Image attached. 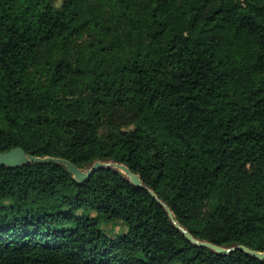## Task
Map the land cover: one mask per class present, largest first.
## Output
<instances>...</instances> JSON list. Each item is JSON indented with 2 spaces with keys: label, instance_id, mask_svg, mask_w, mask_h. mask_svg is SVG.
<instances>
[{
  "label": "trees",
  "instance_id": "trees-1",
  "mask_svg": "<svg viewBox=\"0 0 264 264\" xmlns=\"http://www.w3.org/2000/svg\"><path fill=\"white\" fill-rule=\"evenodd\" d=\"M13 147L123 163L156 197L112 167L0 165V264H264L161 204L264 252V0H0Z\"/></svg>",
  "mask_w": 264,
  "mask_h": 264
},
{
  "label": "water",
  "instance_id": "water-1",
  "mask_svg": "<svg viewBox=\"0 0 264 264\" xmlns=\"http://www.w3.org/2000/svg\"><path fill=\"white\" fill-rule=\"evenodd\" d=\"M29 162H46V163H58L65 166L66 170L72 175V177L78 181L79 183H82L88 179V177L96 170L100 168L105 167H112L116 170H119L123 173L125 177L128 178V180L137 187H142L147 189L152 196L156 197L153 191L148 189L141 181L140 176L136 173H133L129 167H127L123 163L115 162V161H101V160H95L89 167L87 168H79L74 163L70 162L67 159L59 158V157H52V156H34L31 154H28L25 152L21 147H13L9 150L0 152V165H6V166H19L25 163ZM158 199V198H157ZM159 202H161L158 199ZM165 210L167 211V214L174 224V226L179 229L183 235L192 243L196 245H203L208 248H210L212 251L218 253V254H228L236 249L243 250L246 253L264 260V252L257 251L250 249L243 245H232V246H219L214 243L200 240L197 238H194L184 227H182L179 223L176 222V220L173 217V214L171 210L167 207V205L163 202H161Z\"/></svg>",
  "mask_w": 264,
  "mask_h": 264
},
{
  "label": "rangeland",
  "instance_id": "rangeland-1",
  "mask_svg": "<svg viewBox=\"0 0 264 264\" xmlns=\"http://www.w3.org/2000/svg\"><path fill=\"white\" fill-rule=\"evenodd\" d=\"M102 229L107 235L113 237L123 234L126 231V226L122 221L118 220L114 223L102 224Z\"/></svg>",
  "mask_w": 264,
  "mask_h": 264
}]
</instances>
